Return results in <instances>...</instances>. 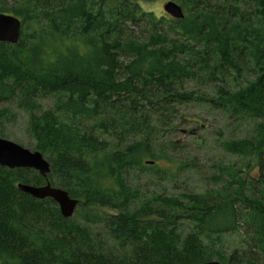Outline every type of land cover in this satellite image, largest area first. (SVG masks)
I'll return each instance as SVG.
<instances>
[{"label": "trees", "instance_id": "1", "mask_svg": "<svg viewBox=\"0 0 264 264\" xmlns=\"http://www.w3.org/2000/svg\"><path fill=\"white\" fill-rule=\"evenodd\" d=\"M169 1L183 19L155 0H0L22 24L0 42V138L25 113L51 165L47 180L0 166V264H264V0ZM202 102L248 127L220 141L239 162L205 191L144 198L140 175L193 166L169 154ZM21 183L67 191L76 215Z\"/></svg>", "mask_w": 264, "mask_h": 264}, {"label": "rangeland", "instance_id": "2", "mask_svg": "<svg viewBox=\"0 0 264 264\" xmlns=\"http://www.w3.org/2000/svg\"><path fill=\"white\" fill-rule=\"evenodd\" d=\"M167 2L168 0H155L154 4L146 5V9L158 15H166L164 5ZM4 106L8 105L0 104V107ZM11 106L15 109L13 104ZM183 113L192 118H189L188 122L179 119L178 132L173 136L180 146L169 156L173 159H190L189 162L193 166L189 172L175 173L177 177L168 175L163 180L149 179L144 174L140 175L142 181L139 184L142 186L140 188L144 198L152 199L158 195L179 193L182 189H185L184 193H187L188 189L205 191L216 165L239 162L237 158L234 159L226 154L220 146V141L242 137L247 134L248 127L236 126L234 122L227 120L221 112L205 102L188 105L183 109ZM27 123L25 113L17 112L16 120L3 126L4 138L32 151L33 141L27 134Z\"/></svg>", "mask_w": 264, "mask_h": 264}, {"label": "water", "instance_id": "3", "mask_svg": "<svg viewBox=\"0 0 264 264\" xmlns=\"http://www.w3.org/2000/svg\"><path fill=\"white\" fill-rule=\"evenodd\" d=\"M167 15L175 19H183L182 7L176 2L169 1L164 5ZM22 24L13 16L0 14V42L17 44L21 36ZM0 166L8 169H32L47 180L51 172L49 161L39 151H31L19 144L0 138ZM18 189L38 200L52 199L60 209L62 216L71 219L79 207V200L70 197L69 193L61 188L53 187L51 183L44 186L19 184ZM202 264H222L219 261H210Z\"/></svg>", "mask_w": 264, "mask_h": 264}, {"label": "bare ground", "instance_id": "4", "mask_svg": "<svg viewBox=\"0 0 264 264\" xmlns=\"http://www.w3.org/2000/svg\"><path fill=\"white\" fill-rule=\"evenodd\" d=\"M71 197V196H70ZM72 198V197H71Z\"/></svg>", "mask_w": 264, "mask_h": 264}]
</instances>
